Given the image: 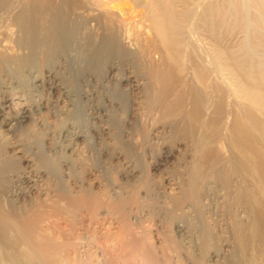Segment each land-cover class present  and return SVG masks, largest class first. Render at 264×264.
<instances>
[{"label": "rangeland", "instance_id": "obj_1", "mask_svg": "<svg viewBox=\"0 0 264 264\" xmlns=\"http://www.w3.org/2000/svg\"><path fill=\"white\" fill-rule=\"evenodd\" d=\"M48 1L0 0V264H264V0Z\"/></svg>", "mask_w": 264, "mask_h": 264}, {"label": "bare ground", "instance_id": "obj_2", "mask_svg": "<svg viewBox=\"0 0 264 264\" xmlns=\"http://www.w3.org/2000/svg\"><path fill=\"white\" fill-rule=\"evenodd\" d=\"M36 1H39V0H36ZM40 1H42V0H40ZM44 1H45V0H43V2H44ZM47 1H48V0H46V3L44 2L45 4H43V5H47V3L49 2V1H48V2H47ZM67 1H68V0H67ZM32 3H33V2H32ZM68 3H69V2H68ZM36 4H37V3H36ZM48 4H50V3H48ZM66 4H67V3H66ZM40 5H41V4H40ZM38 6H39V5H38ZM49 6H50V5H49ZM46 7H47V6H46ZM30 8H31V7H30ZM30 8H29V9H30ZM34 9H35V8H34ZM47 9H49V8H47ZM56 9H57V8H56ZM32 10H33V9H32ZM42 10H43V9H42ZM40 11H41V10H40ZM164 11H165V10H164ZM55 12H56V11H55ZM24 13H25V12H24ZM31 13H32V12H31ZM42 13H43V12H42ZM59 13H60V12H59ZM162 14H163V13H162ZM160 15H161V14H160ZM35 16H36V15H35ZM35 16H34V17H35ZM43 16H44V15H43ZM43 16H42V17H43ZM158 16H159V15H158ZM23 17H24V16H23ZM27 17H28V16H27ZM63 17H64V16H63ZM65 17H66V15H65ZM161 17H162V16H161ZM28 18H30V17H28ZM28 18H27V19H28ZM25 19H26V18H25ZM37 19H38V18H37ZM65 19H66V18H65ZM68 19H69V18H68ZM157 19H158V18H157ZM160 19H161V18H160ZM62 20H63V19H62ZM56 21H57V20H56ZM63 21H65V20H63ZM155 21H156V20H155ZM67 22H68V21H67ZM170 22H171V21H170ZM55 23H56V22H55ZM156 23H157V21H156ZM167 23H168V22H167ZM167 23L164 24V23H161L160 20H158L157 25H159L158 27H159V28L161 29V31H162V32H161L162 35H163V36H161L162 39L164 38L166 42H172V41H171V39H172L171 34H173V33H170V30H169L170 28H169V26H168L169 24L167 25ZM21 24H22V23H21ZM56 24H57V23H56ZM36 25H37V24H36ZM42 25H43V24H42ZM69 25H70V24H69ZM71 25H72V24H71ZM155 25H156V24H155ZM171 25H172V24H171ZM54 26H55V25H54ZM58 26H59V25H58ZM40 27H41V26H40ZM63 27H64V26H63ZM67 27H68V26H67ZM172 27H173V26H172ZM32 28H33V27H32ZM61 29H62V28H61ZM42 30H43V29H42ZM62 30H63V29H62ZM172 30H173V29H172ZM33 31H34V30H33ZM44 31H45V30H44ZM57 31H59V30H57ZM45 32H46V31H45ZM25 33H26V32H25ZM75 33H76V32H75ZM32 34H33V33H32ZM109 34H110V33H109ZM35 35H36V34H35ZM39 36H40V35H39ZM46 36H47V34H46ZM44 37H45V36H44ZM109 37H110V36H109ZM161 37H160V38H161ZM39 38H40V37H39ZM39 38H38L37 41H39ZM174 38H175V37H174ZM23 39H24V38H23ZM164 39H163V40H164ZM27 40H28V39H26V42H27ZM41 40H42V39H41ZM46 40H47V39H46ZM46 40H45V41H46ZM52 40H53V39H52ZM61 40H62V39H61ZM61 40H60V41H61ZM53 41H54V40H53ZM87 41H89V40H87ZM112 41H113V40H112ZM34 42H35V41H34ZM39 42H40V41H39ZM54 42H55V41H54ZM65 42H66V41H65ZM93 42H94V41H93ZM32 43H33V42H32ZM37 43H38V42H37ZM59 43L61 44V42H59ZM68 43H69V42H68ZM70 43H71V42H70ZM112 43H114V42H112ZM175 43H176V42H175ZM101 44H102V43H101ZM109 44H110V43H109ZM117 44H118V43H117ZM165 44H166V43H165ZM34 45H35V44H34ZM34 45H33V46H34ZM37 45H38V44H37ZM37 45H36V46H37ZM49 45H50V44H49ZM91 45H92V44H91ZM91 45H90V46H91ZM167 45H168V44H167ZM31 46H32V44H31ZM36 46H35V47H36ZM51 46H52V45H51ZM69 46H70V45H69ZM82 46H83V45H82ZM84 46H85V45H84ZM86 46H87V45H86ZM88 46H89V45H88ZM170 46H171V45H170ZM172 46H173V45H172ZM95 47H96V46H95ZM53 48H54V47H53ZM84 48H85V47H84ZM44 49H45V48H44ZM69 49H70V48H69ZM93 49H94V48H93ZM33 50H35V49H33ZM55 50H56V49H55ZM58 50H59V49H58ZM104 51H105V50H104ZM50 52H51V51H50ZM57 52H58V51H57ZM34 53H36V52L34 51ZM34 53H33V54H34ZM51 53H52V52H51ZM58 53H59V52H58ZM63 53H64V52H63ZM120 53H121V52H120ZM37 54H38V53H37ZM44 55L46 56V54H44ZM85 55H86V54H85ZM45 56H44V58H45ZM49 56H50V55H49ZM100 56H101V55H100ZM104 56H105V55H104ZM1 57H2V56H1ZM4 57H5V56H4ZM12 57H13V56H12ZM20 57H21V56H20ZM32 57H33V58H29V59H28V60H29V61H28L29 63L27 62V65H26V63H25V65H26L25 69H26V70H27V67H28L29 70H30V68H33L32 66H34V63H35V57H34L33 55H32ZM42 57H43V56H42ZM55 57H56V56H55ZM109 57H110V56H109ZM109 57H108V58H109ZM49 58H50V57H49ZM82 58H83V57H82ZM5 59H6V58H5ZM25 59H27V58H25ZM87 59H88V58H87ZM97 59H98V58H97ZM0 60H2V59H0ZM13 60H14V59H13ZM50 60H51V59H50ZM84 60H85V59H84ZM91 60H92V59H91ZM17 61H20V60H17ZM26 61H27V60H26ZM26 61H25V62H26ZM41 61H42V60H41ZM55 61H56V60H55ZM69 61H70V60H69ZM82 61H83V59H82ZM52 62H53V61H52ZM67 63H68V62H67ZM85 63H86V60H85ZM96 63H97V62H96ZM7 64H8V63H7ZM103 64H104V63H103ZM103 64H102V65H103ZM1 65H2V63H1ZM5 65H6V64H5ZM38 65H39V64H38ZM40 65H41V64H40ZM7 66H8V65H7ZM9 67H10V66H9ZM35 67H36V66H35ZM70 67H71V66H70ZM81 67H82V66H81ZM19 68H20V67H19ZM19 68H18V69H19ZM76 68H77V67H76ZM82 68H83V67H82ZM79 69H80V68H79ZM6 70H7V69H6ZM6 70H5L2 66H0V74H1L0 76H1V77H2V75H3V73H4V71L6 72ZM22 70H23V69H22ZM97 70H98V69H97ZM19 71H20V70H19ZM32 71H34V70L32 69ZM32 71H31V72H32ZM86 71H87V70H86ZM164 71H165V70H164ZM29 72H30V71H29ZM54 72H55V71H54ZM7 73H8V72H7ZM153 73H154V72H153ZM10 74H11V73H10ZM18 74H19V73H18ZM20 74H21V73H20ZM24 74H25V73H24ZM5 75H6V74H5ZM7 75H8V74H7ZM11 76H12V75H11ZM17 76H18V75H17ZM161 76H162V75H161ZM19 77H20V76H19ZM1 80H2V78H1ZM1 80H0V81H1ZM25 81H26V80H25ZM23 82H24V81H23ZM42 82H43L42 78L40 79V78L37 77V78H35V82H34V84L36 83V84L40 85ZM39 83H40V84H39ZM1 85H2V84H1ZM164 90H165V89H164ZM255 99L259 100V102L262 103V102L264 101V96H262V94H261V95H260V94H257L256 97H255ZM6 100H7V99L0 98V110H1V111L4 110V107H5V105H6L5 102H7ZM8 101H9V100H8ZM263 104H264V103H263ZM6 106H8V104H7ZM1 111H0V112H1ZM3 112H4V111H3ZM26 112H27V110L25 109L23 112L19 113L18 116H15V117H13V118H10V116H9V118H7V117H5V115H3V117H5L4 122H5V123H12L14 119H18V118H21V117L27 116V113H28V112H27V113H26ZM3 114H5V113H3ZM2 119H3V118H2ZM18 120H19V119H18ZM16 122H17V120H16ZM12 124H13V123H12ZM7 125H8V124H7ZM9 125H10V124H9ZM82 133H83V132H80V133L78 132V133L76 134V138H80V137H83V138H84L85 136H84V134H82ZM77 140H78V139H77ZM77 140H76V141H77ZM50 142H51V141H50ZM71 142H72V141H71ZM74 143H75V142H74ZM75 144L77 145V143H75ZM70 146H71V148H74V144H73V142H72V144H70ZM70 146H69V147H70ZM18 151H19V150H18ZM24 159H26V158L24 157ZM64 159H65V158H64ZM72 169H73V168H72ZM39 172H40V171H39ZM60 179H61V178H60ZM61 181H62V180H61ZM72 199H74V198H72ZM74 202H75V201H74ZM70 203H71V201H70ZM76 203H77V201H76ZM119 205H120V204H119ZM120 206H121V205H120ZM54 208H55V207H54ZM36 215H37V214H36ZM31 216H32V215H31ZM33 216H34V215H33ZM39 216H40V214H39ZM42 216H43V215H42ZM2 217H3V216H2ZM39 218H40V217H39ZM30 219H31V218H30ZM30 219H29V217H28L27 220H30ZM34 219H35V217H34ZM34 219H33V220H34ZM27 220H25V222H26ZM36 220H37V219H36ZM36 220H35V221H36ZM22 221H23V220H22ZM39 221H42V220L40 219ZM2 222H3V221H2ZM25 222L23 221V223H21V222H20V223L23 225V224H25ZM26 223H27V222H26ZM30 223H31V221L29 222V225H30ZM33 223H34V225H33ZM35 223H36V222H32L33 228H34V226H36ZM29 225H28V226H29ZM183 225H184V224H183ZM29 227H31V226H29ZM25 228H27V227L25 226ZM28 229H29V228H27V230H25V232L28 231ZM30 229H32V228H30ZM30 229H29V231H30ZM183 229H184V228H183ZM18 230H19V229H18ZM33 230H34V229H33ZM38 230H39V229H38ZM38 230L36 229L35 231L38 232ZM20 231H21V230H20ZM29 231L26 232V233H28V235H29ZM31 232H32V230H31ZM39 232H40V231H39ZM32 233H33V232H32ZM32 233H31V234H32ZM47 233H48V232H47ZM33 234L36 235V236H34L33 238H35V237L38 238L37 235H39V233H38V234H37V233H33ZM40 234H41V233H40ZM41 235H42V234H41ZM41 235H40V236H41ZM26 236H27V234H26ZM42 236H43V235H42ZM45 236H46V235H45ZM28 237H29V236L26 237L27 240H28L31 236H30L29 238H28ZM37 238H36L35 242L38 241ZM42 238H43V237H42ZM39 239H40V238H39ZM47 239H52V238H48V236H47ZM29 240H31V242H29V243H32V242H33L32 238H30ZM40 241H41V240H40ZM40 241H39V242H40ZM51 241H52V240H51ZM51 241H49V242H51ZM39 242H38V243H39ZM44 242H46V244H47V241L44 240ZM49 242H48V243H49ZM57 242H58V241H56V243H57ZM38 243H36V244H38ZM42 243H43V242H42ZM42 243H39V244H38V246L40 245L39 247H36L37 245H35V247H34V245H33V247H34V248H37L38 251L41 253V255H43V256L45 255V257H46V255L48 254V256H47V258H48L49 255H50L49 252H51V251H49V249H50L49 246H51L50 244H51L52 242L49 243V246H48V247H47L48 244H47V245H46V244L43 245L44 243H43V244H42ZM54 243H55V242H54ZM33 244H35V243H33ZM41 244H42L43 246H42ZM69 244H70V243H69ZM54 245H55V244H54ZM56 245H57V244H56ZM62 245L64 246V244H62ZM129 245H130V244H129ZM59 246H60V244H59ZM63 246H62V247H63ZM131 246H132V245H131ZM144 246H145V245H144ZM146 246H147V245H146ZM52 247H55V246L52 245ZM132 247H133V246H132ZM138 247H139V245H138ZM140 247H141V245H140ZM63 248H64V247H63ZM53 249H54V248H53ZM53 249H52V250H53ZM57 251L59 252V250H57ZM39 252H38V254H39ZM53 252H54V251H53ZM60 252H62V251H60ZM53 254H55V253H53ZM0 255H1V254H0ZM39 255H40V254H39ZM1 256H2V255H1ZM2 257H3V256H2ZM45 257H44V258H45ZM51 257H52V255H51ZM57 257H58V256H57ZM49 258H50V257H49ZM54 258H55V255H54ZM0 260H1V258H0ZM42 260H43V259H42ZM47 260H49V259H47ZM55 260H56V258H55ZM57 260H58V259H57ZM57 260L54 262V259H53L52 261L50 260L48 263H49V264H50V263H51V264H55V263L57 264ZM45 262H46V261H45ZM2 264H3V263H2Z\"/></svg>", "mask_w": 264, "mask_h": 264}]
</instances>
